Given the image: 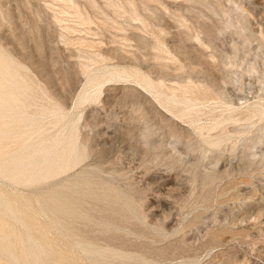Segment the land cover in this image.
<instances>
[{
  "label": "rangeland",
  "instance_id": "374dc122",
  "mask_svg": "<svg viewBox=\"0 0 264 264\" xmlns=\"http://www.w3.org/2000/svg\"><path fill=\"white\" fill-rule=\"evenodd\" d=\"M0 55L27 141L78 151L44 182L0 179L17 254L30 236L43 264H264V0H0ZM82 177L51 222L36 201Z\"/></svg>",
  "mask_w": 264,
  "mask_h": 264
},
{
  "label": "bare ground",
  "instance_id": "6f19581e",
  "mask_svg": "<svg viewBox=\"0 0 264 264\" xmlns=\"http://www.w3.org/2000/svg\"><path fill=\"white\" fill-rule=\"evenodd\" d=\"M3 58L4 57L0 55V139L5 140L6 137L10 136L9 134H11V131L9 128L14 126L16 129L13 128L12 130L18 134V137H21V140L15 151L6 153L0 152V179L12 184L30 186L44 182L55 175L59 170L67 167L68 164L73 162V159L77 157L78 151L75 148L76 143L69 140V138L73 136L72 134L66 140L61 138L48 146H44V144L34 142L33 140L27 141L32 134H27L28 131H24V127L21 126L27 122V118L22 112L20 113L23 107L21 102L24 96L23 87L14 81L15 77H12L9 69L5 66L7 63H5L6 61ZM8 87L16 92L14 96L9 93L10 91H7ZM89 185L90 183H88V180L83 177L73 179L58 185V187L54 189H50V191L46 192L41 201L38 199L36 202L38 205L40 204L39 206L42 207H40L41 211L48 215L51 222L58 224L59 221H61L60 219L63 221H71L74 216L73 213L77 209L75 206L76 202H74L72 197L76 195L80 197L85 196L84 194L87 195L89 193ZM102 194L103 193L99 196H95L101 202L100 207L103 209L110 197L109 195L103 196ZM19 213L14 212L0 194V215L9 218V221L11 219L16 223H20ZM11 223L14 224L13 222ZM18 223L14 229L19 226ZM8 225L9 224H7V227L10 228ZM1 229L3 228H0V264H43L42 259H44V252H47V250L43 251L40 246L35 245L30 236H27L25 237L26 247L24 245L25 248H22L23 246H21L22 249L19 248L22 250V255L19 254L20 250H18L17 254L16 250L18 247L14 249V241H12V243L10 240H13L14 237L21 240L19 236L21 235L23 238L22 233L16 237L17 229H12V231H16L15 234L12 231V234L8 232V234L5 233L8 228ZM3 231L5 232L3 233ZM24 231H26V229ZM11 235H14V237H10ZM20 240L16 239L17 244H19ZM23 243L16 246H20ZM81 250L85 252L83 248H81Z\"/></svg>",
  "mask_w": 264,
  "mask_h": 264
}]
</instances>
